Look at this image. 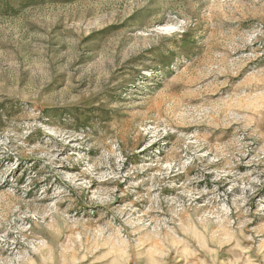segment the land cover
<instances>
[{"label": "rangeland", "instance_id": "374dc122", "mask_svg": "<svg viewBox=\"0 0 264 264\" xmlns=\"http://www.w3.org/2000/svg\"><path fill=\"white\" fill-rule=\"evenodd\" d=\"M0 264H264V0H0Z\"/></svg>", "mask_w": 264, "mask_h": 264}]
</instances>
